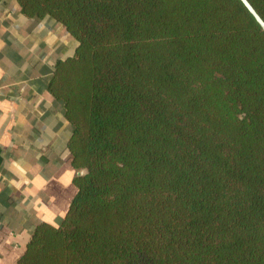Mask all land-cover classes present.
<instances>
[{
	"label": "trees",
	"instance_id": "trees-1",
	"mask_svg": "<svg viewBox=\"0 0 264 264\" xmlns=\"http://www.w3.org/2000/svg\"><path fill=\"white\" fill-rule=\"evenodd\" d=\"M15 1L75 41L47 88L76 191L14 264H264V30L243 1Z\"/></svg>",
	"mask_w": 264,
	"mask_h": 264
},
{
	"label": "crops",
	"instance_id": "crops-1",
	"mask_svg": "<svg viewBox=\"0 0 264 264\" xmlns=\"http://www.w3.org/2000/svg\"><path fill=\"white\" fill-rule=\"evenodd\" d=\"M74 47L62 24L0 0V264L15 263L37 222L58 223L76 191L71 128L47 88Z\"/></svg>",
	"mask_w": 264,
	"mask_h": 264
},
{
	"label": "water",
	"instance_id": "water-1",
	"mask_svg": "<svg viewBox=\"0 0 264 264\" xmlns=\"http://www.w3.org/2000/svg\"><path fill=\"white\" fill-rule=\"evenodd\" d=\"M242 1L264 30V19L261 17L258 11L254 8V6L251 4L249 0H242Z\"/></svg>",
	"mask_w": 264,
	"mask_h": 264
}]
</instances>
